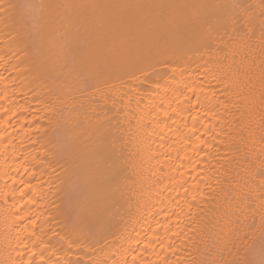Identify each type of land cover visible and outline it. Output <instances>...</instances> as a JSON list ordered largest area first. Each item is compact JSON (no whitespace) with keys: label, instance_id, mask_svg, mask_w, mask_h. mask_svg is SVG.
<instances>
[{"label":"bare ground","instance_id":"obj_1","mask_svg":"<svg viewBox=\"0 0 264 264\" xmlns=\"http://www.w3.org/2000/svg\"><path fill=\"white\" fill-rule=\"evenodd\" d=\"M0 264H264V0H0Z\"/></svg>","mask_w":264,"mask_h":264}]
</instances>
